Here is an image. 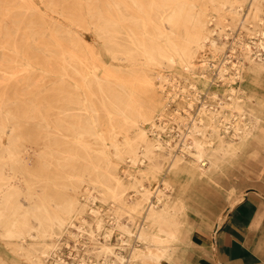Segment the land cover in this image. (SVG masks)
Segmentation results:
<instances>
[{
  "label": "bare ground",
  "instance_id": "6f19581e",
  "mask_svg": "<svg viewBox=\"0 0 264 264\" xmlns=\"http://www.w3.org/2000/svg\"><path fill=\"white\" fill-rule=\"evenodd\" d=\"M39 1L47 11L0 0V238L30 264H62L46 239L73 227L96 264H169L190 246L187 188L218 184L262 139L264 95L251 88L264 79V0ZM50 13L91 30L115 64ZM225 20L240 30L231 43ZM175 67L182 84L164 94L169 74L155 70ZM207 67L227 88L199 101L193 75L207 82ZM84 183L98 194L88 203L107 204L108 230L77 197ZM112 231L126 257L97 241Z\"/></svg>",
  "mask_w": 264,
  "mask_h": 264
},
{
  "label": "rangeland",
  "instance_id": "374dc122",
  "mask_svg": "<svg viewBox=\"0 0 264 264\" xmlns=\"http://www.w3.org/2000/svg\"><path fill=\"white\" fill-rule=\"evenodd\" d=\"M36 6L42 11H47L45 6L39 0H33ZM247 2H244L242 6V10H246ZM211 15L215 16V13L210 11ZM50 15L62 22L65 25L70 26L75 32L80 34L81 38L89 45L93 46L94 48L99 51L100 57L104 62L107 64H115L114 61L110 57H108L103 50V45L100 40L95 37V34L89 30L85 31L81 28L74 26L72 23L66 21L61 16L56 13H50ZM230 20H225L224 30L227 34L226 37H222L221 40L227 41L231 43L232 37L236 38L239 29L237 26L229 24ZM210 28H216L214 24H210ZM215 36V32L212 33ZM228 45V44H227ZM227 54L230 53L227 51ZM198 56H203L201 58H205L211 60L212 53L209 52L208 49L201 50L198 53ZM200 58L196 59L198 61ZM231 60L234 61V57H231ZM200 66V63L198 64ZM204 75L208 76V81L205 82L198 78L197 75H193L195 85L199 92V101L204 100L207 94H212L213 92H217L218 94H222L223 91L227 88L226 84H222L216 78V73L214 67H207L206 70H203ZM155 73L161 76H165L169 74L167 77L168 82L164 83L163 93L167 94L168 91L175 92L178 90V86L182 84V79L178 76L182 73L180 68L175 67L169 70H161L156 69ZM215 74V75H214ZM24 77V72L20 69L15 71V75L13 79L21 80ZM256 86L249 87L253 91H258L262 95H264V79H257L255 81ZM159 83L157 84V86ZM260 88H258V86ZM159 90V88H158ZM259 93V94H260ZM207 100H209L207 98ZM194 104L191 108V113L194 112L196 109L195 107L199 104ZM176 105L172 104L171 109L175 108ZM31 125H25L24 128H30ZM264 132V128L261 129ZM30 155L38 154L37 149L29 148L27 151ZM121 169L124 164H120ZM120 176L121 174L119 172ZM217 185V186H216ZM201 184L196 182L187 188V196L189 198V221L193 224V227L190 231V235H192V240H199V245L195 243L196 246H190L186 249H179L175 253L174 261L175 263L172 264H218L216 261V257L214 256V251L212 247V240L214 235V231L219 227H224L226 223H228L230 215V211L239 201L246 199L251 204V209H256L255 206L252 204L256 203L253 200L255 197L259 201V209L258 213L259 216L264 219V151L261 148H257L256 154L252 158H248L245 160H241L240 163L230 170H227L225 176H220L218 179V184ZM91 192L92 195L98 196L95 190H92L88 186V184L84 183L81 186L80 191L77 194L79 200L86 204L87 207L91 206L94 209L101 211V217L105 220V230L109 229V224L111 223V219L108 218L105 211H107L108 206L105 203H102L99 198L94 200V203L87 202V195ZM245 195V197H242ZM128 198H135L133 192L131 190L128 191ZM251 202V203H250ZM241 206V205H240ZM234 212V210H233ZM232 213V212H231ZM85 220H87L90 224H95V217L85 213V210L82 213ZM254 217V213L249 214V222H252V218ZM124 221V220H123ZM79 220L75 219V224H78ZM248 223L239 222L237 229H250L251 227L248 226ZM264 225V221H262ZM241 225V226H240ZM244 225V226H243ZM215 226V228H214ZM257 228V227H256ZM255 228V229H256ZM76 234V229L73 227L67 228L61 234L60 240L56 241L51 237L46 239L49 243L56 244V256L57 258H61L63 263L62 264H85L92 262V264H96V245H93L88 239L87 236L84 235L81 238H78L77 241L74 235ZM97 241L100 242H107L116 253L121 254L123 256H127L129 254V247L125 245L124 242H121V237L118 235L116 231H112L111 234L101 233L97 236ZM248 242L253 244L254 246L257 245L258 238H246ZM190 242V240H189ZM213 255V259H212ZM0 257L4 259L8 264H30L24 261L20 256H18L15 251L13 250L12 246L9 243H6L4 240L0 238ZM99 259V257H98ZM52 260L49 259L48 262L45 264H51Z\"/></svg>",
  "mask_w": 264,
  "mask_h": 264
},
{
  "label": "crops",
  "instance_id": "0c3cea01",
  "mask_svg": "<svg viewBox=\"0 0 264 264\" xmlns=\"http://www.w3.org/2000/svg\"><path fill=\"white\" fill-rule=\"evenodd\" d=\"M261 134L262 139H256V145L257 148H261L264 151V132L261 131ZM242 197H245V195H242ZM252 198L256 201V203L252 204L256 209H251V204L248 205L247 198L244 200L242 198L230 211L228 223L224 227L216 229V232L214 231L215 236L212 240V247L218 264H264V225L262 224L264 219L259 216L257 210L259 207L258 199ZM250 213H254V217L251 219L252 222L248 223ZM239 222L248 223L247 227L250 226L251 230L237 229ZM190 236L191 246H196L195 243L197 245L200 244L199 240L193 241L192 235ZM246 238H258L257 245L254 246L249 243ZM172 263H175V261L173 260L169 264Z\"/></svg>",
  "mask_w": 264,
  "mask_h": 264
}]
</instances>
